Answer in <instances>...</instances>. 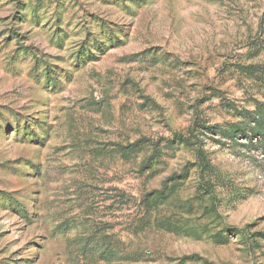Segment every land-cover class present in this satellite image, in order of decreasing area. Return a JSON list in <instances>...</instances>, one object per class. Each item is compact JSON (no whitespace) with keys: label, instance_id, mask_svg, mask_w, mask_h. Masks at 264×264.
<instances>
[{"label":"rangeland","instance_id":"1","mask_svg":"<svg viewBox=\"0 0 264 264\" xmlns=\"http://www.w3.org/2000/svg\"><path fill=\"white\" fill-rule=\"evenodd\" d=\"M259 105L264 0H0V264H264Z\"/></svg>","mask_w":264,"mask_h":264},{"label":"trees","instance_id":"2","mask_svg":"<svg viewBox=\"0 0 264 264\" xmlns=\"http://www.w3.org/2000/svg\"><path fill=\"white\" fill-rule=\"evenodd\" d=\"M253 69V68H251ZM45 75L48 79H54L51 76V71L46 68ZM253 116L250 121L249 117ZM245 118L246 124L239 129L241 134H246L248 129L251 132L261 133L264 132V106H258L257 110L253 113L247 112L243 114ZM254 124V126H252ZM191 135L178 134L171 140L165 142V145H161V142H151V140L147 138H140L135 142L128 143L124 145L122 143H117L115 145V149L113 153L116 157L120 158L123 161H141L140 168L142 172H149L155 170L159 165L164 162L165 157L168 155V152H176L180 151L185 147H193L197 146L198 137L194 132H191ZM193 136V137H192ZM195 141V142H194ZM202 161V159H201ZM204 160L202 161V164ZM187 173L180 176H174L170 179L172 183L171 187H164L162 190H155L152 193H149L145 196L143 200V204L148 209H155L158 206L164 204L179 187L180 180L185 179ZM230 231H235L234 229H230Z\"/></svg>","mask_w":264,"mask_h":264}]
</instances>
